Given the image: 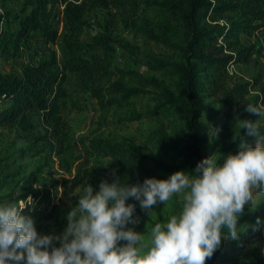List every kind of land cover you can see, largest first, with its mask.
Here are the masks:
<instances>
[{
    "label": "trees",
    "instance_id": "1",
    "mask_svg": "<svg viewBox=\"0 0 264 264\" xmlns=\"http://www.w3.org/2000/svg\"><path fill=\"white\" fill-rule=\"evenodd\" d=\"M19 4L16 12L7 10L0 16V21L15 25L0 26V59L21 55L31 41L55 43L58 13L63 33L59 56L51 48L37 62L24 64L19 73L0 70V126L12 127L16 139L27 142L11 156H0V203L7 196L2 190L12 182L20 185V194L11 201L38 198L32 185L52 157H58L60 167L84 185L91 184L94 192L101 180L111 183L117 176L135 184L148 177L166 179L178 170L191 172L213 152L222 158V153L239 150L238 140L227 142L221 132L216 138L210 126L222 109L246 112V103H264L262 71L250 79L228 71L229 65L264 53V0H19ZM151 10L160 18H150L146 12ZM94 11L101 12L105 21L101 31L86 41L85 26ZM118 19L168 54L143 52L141 57L135 45L112 37L109 28ZM242 33L252 35V41L244 42ZM115 43L146 71L116 65ZM140 95L146 97L143 112L133 100ZM87 98L98 106L96 126L87 134L73 133L62 112L67 104L77 111L86 109ZM120 107L127 108L126 119L135 122L144 116L186 113L185 141L172 138L160 122L138 127L136 136L114 134L110 115ZM245 131L241 129L242 134ZM246 139L255 144L253 137ZM159 151L175 154L179 161L167 163L155 155ZM43 152L44 161L34 170L26 172L15 164L16 159ZM108 159L114 167L107 165ZM127 203L136 205L134 215L140 218L129 226L141 233L150 230L154 224L143 225L146 212L139 202L130 198ZM171 203L180 207L175 198ZM46 204L51 207L44 216H35L32 204L22 214L32 217L39 233L59 235L66 227L65 216L56 204ZM257 217L255 213L244 224L247 230L239 240L227 250L219 248L206 264H234L235 251L243 242L264 232V222L253 231Z\"/></svg>",
    "mask_w": 264,
    "mask_h": 264
},
{
    "label": "clouds",
    "instance_id": "2",
    "mask_svg": "<svg viewBox=\"0 0 264 264\" xmlns=\"http://www.w3.org/2000/svg\"><path fill=\"white\" fill-rule=\"evenodd\" d=\"M244 110L258 119H236L237 152L222 158L213 152L191 172L178 170L166 179L128 184L117 176L101 180L95 192L86 183L59 235L39 233L32 217L22 214L31 199L23 206L0 203V264H206L222 240H239L247 230L239 224L246 206L254 211L264 201L258 198L264 195V106L248 102ZM214 130L218 138L221 129ZM130 198L149 217L158 203L175 198L180 207L141 233L128 227L140 222ZM261 226L257 217L253 231Z\"/></svg>",
    "mask_w": 264,
    "mask_h": 264
},
{
    "label": "rangeland",
    "instance_id": "3",
    "mask_svg": "<svg viewBox=\"0 0 264 264\" xmlns=\"http://www.w3.org/2000/svg\"><path fill=\"white\" fill-rule=\"evenodd\" d=\"M20 7L19 0H0V16L4 15L7 10L16 12ZM62 6H59L58 10H61ZM148 16L153 19L160 18V14L154 10L146 12ZM143 16V13H142ZM61 16L58 13L56 27L58 29V36L55 43L42 44L39 41H31L29 48L25 49L23 53L13 58H1L0 70L2 72H21L22 66L28 63H35L40 60L45 54L49 53L51 48H54L57 55L60 54V41L62 38L63 28L60 20ZM105 21V17L99 11H94L88 17V24L85 26L83 38L88 41L92 35L101 31V25ZM1 27H14V24H6L2 19L0 21ZM109 33L114 38H122L129 43L135 45L140 52V56H143V52H153L156 54H168L167 50L160 45L154 44L148 41L144 35L135 31L133 28L127 26L122 19L114 21L109 28ZM241 38L244 42L249 43L252 41L253 36L246 33L241 34ZM116 54L114 63L122 68L133 67L141 71H146L143 65L133 63V58L127 51L122 49L115 43ZM100 51H96L99 53ZM228 71L237 76L245 79H250L253 75L262 71L264 73V53L261 55H252L242 64H232L228 66ZM70 80L68 81V86ZM137 110L143 112L145 110L146 97L140 95L133 99ZM264 106V103L259 104ZM127 108L120 107L113 109L110 115V130L117 135L136 136L138 127L153 126L156 123L164 127L166 132L179 143L185 141L186 136L184 133V122L187 119V114L182 111H177L167 117L156 116H144L140 122L128 121ZM62 115L70 125V129L76 134H87L96 126L98 106L95 99L87 98V108L81 111H77L75 108L67 104V107L63 110ZM241 120L248 119L255 121L258 116L249 112H243L242 109L229 110L222 109L221 114L217 115L210 123L212 128L220 127L222 136L227 142L232 140L234 134V125L236 119ZM264 125V119L260 121ZM27 142L24 140H18L15 137L13 128L8 125L0 126V156H11L15 148L24 147ZM155 155L167 163H177L179 158L172 153L156 152ZM45 153H40L33 157H25L23 159H16L15 164L21 165L26 172L34 170L37 165L43 163ZM107 165L114 167L113 160L108 159ZM84 184L79 180L72 172L63 170L60 167L58 157H52L49 163L42 167V170L36 177V183L32 185V190H38L40 196L32 200L31 208L35 216H44L50 209V205L46 203H54L62 211L65 216L67 212L76 205L78 202V195L82 193ZM7 196L5 202L11 201L20 194V185H15L14 182L9 184L2 190ZM259 199H264V195H259ZM20 206L25 204V201H18ZM179 211L178 207H174L171 201L164 205L158 203L154 206V211L148 216L143 218V225L148 226L155 224L156 222H163L165 218ZM260 217V220L264 222V201H261L256 209L250 210L245 208V213L239 217V224L244 225L253 215ZM67 224V220H66ZM128 227H130L128 225ZM132 228V227H131ZM137 231L136 229H134ZM139 232V231H137ZM235 240H222L220 248L227 250ZM264 232L262 234L254 235L243 242V246L237 249L234 254V264H264ZM222 264V263H211Z\"/></svg>",
    "mask_w": 264,
    "mask_h": 264
}]
</instances>
